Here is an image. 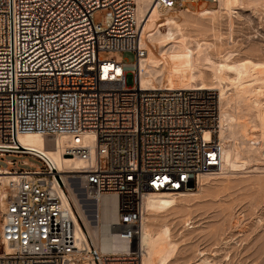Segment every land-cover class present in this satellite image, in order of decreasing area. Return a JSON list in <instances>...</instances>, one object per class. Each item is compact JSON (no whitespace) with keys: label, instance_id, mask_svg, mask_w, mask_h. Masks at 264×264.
<instances>
[{"label":"built area","instance_id":"built-area-1","mask_svg":"<svg viewBox=\"0 0 264 264\" xmlns=\"http://www.w3.org/2000/svg\"><path fill=\"white\" fill-rule=\"evenodd\" d=\"M156 1L170 8L199 0ZM101 9L105 21L96 23ZM145 51L136 0H0V157L36 159L6 160L14 172H0V264H73L82 256L142 264L144 199L188 191L220 168L217 92L143 88L137 62ZM109 52H133L135 60L105 59ZM28 133L68 137L63 154L86 166L64 172L20 143ZM66 178L89 200L118 197L114 230L126 249L103 252L90 236L78 240Z\"/></svg>","mask_w":264,"mask_h":264},{"label":"bare ground","instance_id":"bare-ground-1","mask_svg":"<svg viewBox=\"0 0 264 264\" xmlns=\"http://www.w3.org/2000/svg\"><path fill=\"white\" fill-rule=\"evenodd\" d=\"M243 1L218 0V8L191 10L190 8H167L156 0H136L140 46L146 50L144 57L137 62L141 86L147 89L218 90L219 134L224 143L218 171L221 173L228 171L232 176L249 172L247 170L256 163H264V59H254L251 53L258 47L250 45L246 57L235 58L236 53L229 52L223 56L218 53V59H216L214 54L216 51L212 53L216 44L203 41L196 38L197 36L193 37L189 31H201L203 35L209 31L215 33L218 30L217 24L224 17L227 18L230 27L233 26L234 4H240ZM163 27H167L168 32H164ZM258 49L260 51V48ZM117 71H122V68H118ZM248 112L253 115L250 119L252 127H258L261 132L257 136L253 134L256 139H248L249 128L247 129L241 121ZM91 139V135L88 134L86 142ZM19 140L26 148L43 153L64 172H76L86 166V161L81 157L63 154V148L68 140L66 136H59L52 141L44 135L28 133L21 134ZM0 170L1 173L14 172L11 168L0 167ZM213 173L216 172L198 176L196 184H200V191L204 189L205 180ZM7 176L11 175H3V178ZM65 182L70 185L73 199V204L70 203V205L75 214L78 240L84 241L88 234L81 225L79 215L76 214L75 204L80 211V217L86 220L90 228L94 245L100 251L116 252L126 249V245L115 234L113 226L118 218V197L116 195L97 197L95 207L98 220L91 223L88 218L90 210L88 211L87 205L81 203L83 201L80 199L81 194L73 188L69 178H66ZM200 191L151 192L144 199L145 213L138 237V244L142 250V264H169V260L174 258L181 243L177 236L180 234L174 230V221L169 222L167 217L173 210L179 208V201L195 199L194 197L197 199ZM185 208L187 211L192 209ZM73 264L92 263L82 256ZM197 264L216 263L204 257Z\"/></svg>","mask_w":264,"mask_h":264},{"label":"rangeland","instance_id":"rangeland-1","mask_svg":"<svg viewBox=\"0 0 264 264\" xmlns=\"http://www.w3.org/2000/svg\"><path fill=\"white\" fill-rule=\"evenodd\" d=\"M196 3L177 7L191 10L219 7L218 0H199ZM242 3L234 4L235 20L232 28L224 17L225 19H220L221 22L217 24L216 34L212 31L204 35L201 31H189L193 37L197 36L196 38L203 41L216 44L212 52L216 51L214 53L216 59L218 53L223 56L229 52H235V58L246 57L249 45L260 48V51L257 48L251 53L254 59H264V0H244ZM106 13L107 9L98 10L94 15L95 22L104 23ZM162 30L168 32L167 27H163ZM103 57L126 62L135 60L133 52H109ZM215 91L218 95V90ZM251 116L252 113L248 112L241 121L247 129L249 128L248 139H256L254 136L261 132L258 127H252ZM6 160L35 163L32 160L36 159L26 155L3 156L0 157L2 169H10V166L6 167ZM247 171L249 172L232 176L228 171L221 173L217 170L205 180L202 191L199 190L200 184L196 183L188 190L200 191V196H197V199L196 197L182 199L178 203L179 208L173 210L167 217L169 222L174 221V230L180 234L177 236L181 241L169 264H197L204 257H208L216 264H264V163H256ZM78 192L83 194L80 195V199L83 200L81 203L87 205L88 211L90 210L88 217L90 222L98 220L96 201L88 200L82 190ZM74 207L84 231L92 238L86 220L80 217L76 204ZM185 207L192 209L187 211Z\"/></svg>","mask_w":264,"mask_h":264}]
</instances>
